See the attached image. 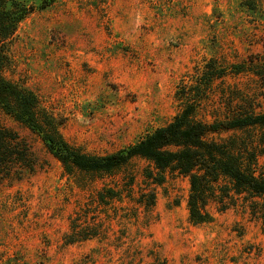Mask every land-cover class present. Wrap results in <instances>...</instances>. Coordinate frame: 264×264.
Wrapping results in <instances>:
<instances>
[{"label":"rangeland","instance_id":"374dc122","mask_svg":"<svg viewBox=\"0 0 264 264\" xmlns=\"http://www.w3.org/2000/svg\"><path fill=\"white\" fill-rule=\"evenodd\" d=\"M23 1L34 10L4 45V77L85 154L127 149L188 105L204 123L264 113V0ZM0 127L25 142L30 164L0 179V264H264V220L243 196L208 202L210 221L193 224L187 177L166 171L154 184L141 158L66 174L1 111Z\"/></svg>","mask_w":264,"mask_h":264},{"label":"trees","instance_id":"16d2710c","mask_svg":"<svg viewBox=\"0 0 264 264\" xmlns=\"http://www.w3.org/2000/svg\"><path fill=\"white\" fill-rule=\"evenodd\" d=\"M32 10L34 7L23 0H0V111L35 133L66 174L75 171L109 173L125 167L133 158H141L149 161L159 173V178H153L154 184L164 181L166 171L188 178L187 209L193 224L210 221L205 211L208 202L223 203L224 199L235 195L249 201L264 220V174L258 162L264 156V134L252 133L264 127V113L249 107L221 121L204 123L194 118V106L188 105L167 125L127 149L106 155L85 154L63 139L59 123L40 107L31 91L4 77L7 63L4 45ZM255 75L264 87V74L256 72ZM244 132L247 137L241 136ZM223 133L228 136L222 138ZM27 151L17 133L0 127V179L11 165L29 167L25 162ZM111 193L110 198H115L116 194Z\"/></svg>","mask_w":264,"mask_h":264}]
</instances>
